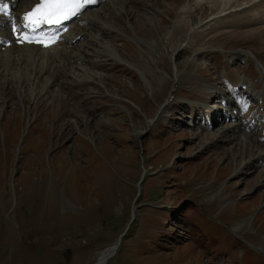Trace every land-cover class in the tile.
Listing matches in <instances>:
<instances>
[{
	"label": "rangeland",
	"instance_id": "1",
	"mask_svg": "<svg viewBox=\"0 0 264 264\" xmlns=\"http://www.w3.org/2000/svg\"><path fill=\"white\" fill-rule=\"evenodd\" d=\"M197 1L92 10L116 57L65 101L1 80L0 264H264V21Z\"/></svg>",
	"mask_w": 264,
	"mask_h": 264
},
{
	"label": "bare ground",
	"instance_id": "2",
	"mask_svg": "<svg viewBox=\"0 0 264 264\" xmlns=\"http://www.w3.org/2000/svg\"><path fill=\"white\" fill-rule=\"evenodd\" d=\"M5 1L11 2L13 6L12 17H16L17 14L24 12L37 0H5ZM108 1L109 2L107 4H111V6L115 7V10H119L116 7L121 8V6L123 10L127 8L131 9L133 4L135 3L134 0L133 3L130 0H108ZM136 1L139 3V2H143L144 0L141 1L136 0ZM202 1L203 0H198L197 2H202ZM210 1L212 3L213 1L217 3L216 0H210ZM219 1H221L224 8L230 9V7L232 8L234 6L233 4L239 3L241 1L243 2L245 0H241V1L219 0ZM129 3L131 5L127 7L126 5ZM244 4H246L248 10H256L255 16L257 18L253 19L254 22L259 24L264 21V0H255V1L248 0L245 3L243 2V5ZM93 14L102 17L100 11H97L96 13ZM93 14H91L90 11H85L78 20H76L74 23L71 24L68 32L61 40V42L50 49H41L38 46H33V45H29V46L24 45L21 47L14 45L8 49H5L4 51L0 50V87H2L3 82L6 83V81L8 82L9 80H11L12 84L14 85V87L12 88L13 90L11 89L8 92H4L5 98H2V100L4 102L8 100L12 92L16 94L18 93V95L20 96L24 95L23 94L24 92L27 93L29 92L34 97L36 95H40L43 92L44 94L49 95L48 96L49 100L50 99L52 100V98L55 99L58 98L60 101L62 100L65 101L64 100L65 99L64 91L66 85V80L64 79L65 77H67L66 79H70V78L76 79L79 77L80 83L82 81H86L87 83L89 81V78L87 77L89 72L87 70L85 71L82 69L79 70V68L77 67L76 69H74L75 68L74 65L72 64L69 66L68 62L73 61V63H75L77 61L76 58L81 59L79 60V63L80 61L84 62L85 60L93 61V57H94L93 52H95L96 46L92 45L91 40H93L94 38H95L94 41H96L97 39L99 40L101 38L100 37L101 35L107 34L105 30L107 26L115 30H117L118 27V25L112 23L113 21L108 22L107 24L103 22L101 18L97 16H93ZM127 17L129 18V15ZM5 21L6 19L0 17V40L6 37L9 33L8 32L9 29H7ZM124 24L130 26V23L126 24L125 22ZM118 31L120 30L118 29ZM251 34L255 35L254 32ZM80 40H82L83 43H81ZM96 42H97V46H101L103 49L105 48L107 50H110L112 56L116 57V53L113 52V48L109 45L108 42H104V40L102 42L101 40ZM66 49L69 50V53H66ZM114 61L121 62L120 58L118 59L116 58L114 59ZM174 78L176 79V81H178L177 76L176 77L174 76ZM1 80L4 81L2 82ZM173 91L174 89L171 92L173 93ZM39 92L40 94H38ZM224 94L225 93H221L220 95L222 98H224L226 102ZM23 100L25 101V99ZM166 101H168V99ZM229 101L230 100L228 99V102ZM26 103L28 105L26 107H29V104L31 102L26 101ZM163 110H164L163 108L162 109L160 108V112L157 113L156 116L160 115L163 112ZM25 111H27V109ZM28 111L26 113L30 114ZM238 118L239 120L242 119L241 117H236L237 120ZM254 123L258 124L257 122ZM242 143L247 146L249 142L247 140H244L242 141ZM239 146L240 145L238 144L237 147ZM105 256L101 260H103ZM101 260L98 262V264H100Z\"/></svg>",
	"mask_w": 264,
	"mask_h": 264
},
{
	"label": "snow or ice",
	"instance_id": "3",
	"mask_svg": "<svg viewBox=\"0 0 264 264\" xmlns=\"http://www.w3.org/2000/svg\"><path fill=\"white\" fill-rule=\"evenodd\" d=\"M95 2L96 0H38V3L31 10L24 13L23 20L27 22L25 27H28V24L37 26L44 23L59 24L63 20L77 16L85 6ZM0 13L7 14L6 9L0 7ZM12 32L14 35L19 33L16 23H12ZM17 39L19 42H23L24 39H27L26 33H19ZM29 42L32 41L29 40ZM37 42L43 43V41ZM45 46L48 45L45 44Z\"/></svg>",
	"mask_w": 264,
	"mask_h": 264
},
{
	"label": "water",
	"instance_id": "4",
	"mask_svg": "<svg viewBox=\"0 0 264 264\" xmlns=\"http://www.w3.org/2000/svg\"><path fill=\"white\" fill-rule=\"evenodd\" d=\"M162 109V108H161ZM145 176H146V172L145 171H143V174H142V177H141V179H140V181H139V184H141L143 181H144V179H145ZM115 248H113V249H111L110 251H109V253L105 256V258L103 259V260H101V262H100V264L113 252V250H114Z\"/></svg>",
	"mask_w": 264,
	"mask_h": 264
}]
</instances>
